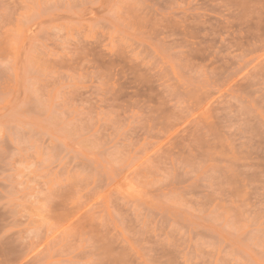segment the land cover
Returning <instances> with one entry per match:
<instances>
[{"label":"rangeland","instance_id":"rangeland-1","mask_svg":"<svg viewBox=\"0 0 264 264\" xmlns=\"http://www.w3.org/2000/svg\"><path fill=\"white\" fill-rule=\"evenodd\" d=\"M0 264H264V0H0Z\"/></svg>","mask_w":264,"mask_h":264},{"label":"bare ground","instance_id":"bare-ground-1","mask_svg":"<svg viewBox=\"0 0 264 264\" xmlns=\"http://www.w3.org/2000/svg\"><path fill=\"white\" fill-rule=\"evenodd\" d=\"M247 11V10H246ZM253 12V11H252ZM185 64V63H184ZM188 65V64H187ZM189 66V65H188Z\"/></svg>","mask_w":264,"mask_h":264}]
</instances>
